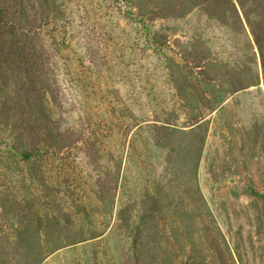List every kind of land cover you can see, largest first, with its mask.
<instances>
[{"label": "rangeland", "instance_id": "374dc122", "mask_svg": "<svg viewBox=\"0 0 264 264\" xmlns=\"http://www.w3.org/2000/svg\"><path fill=\"white\" fill-rule=\"evenodd\" d=\"M0 264H264V0H0Z\"/></svg>", "mask_w": 264, "mask_h": 264}]
</instances>
